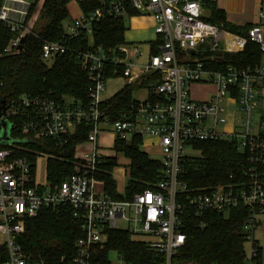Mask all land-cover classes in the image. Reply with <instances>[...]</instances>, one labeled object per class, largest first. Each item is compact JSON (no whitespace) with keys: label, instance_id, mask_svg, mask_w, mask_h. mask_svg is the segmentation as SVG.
I'll return each instance as SVG.
<instances>
[{"label":"built area","instance_id":"1","mask_svg":"<svg viewBox=\"0 0 264 264\" xmlns=\"http://www.w3.org/2000/svg\"><path fill=\"white\" fill-rule=\"evenodd\" d=\"M34 1L2 0L0 24L17 33L4 49L6 56L20 52ZM98 1L101 7L64 24L62 40L42 45L43 60L53 62L68 53L69 41L89 40L90 49L76 50L90 82L87 104L74 99L59 103L50 93L6 99L1 96L4 80L0 75V137L8 126L12 140L23 144L29 140L51 141L62 148L78 127L91 124L87 140L74 149L72 173L56 186L36 179L37 159L52 157L38 153L32 161L15 156L20 145L0 146V233L6 236L8 251V259L2 264H46L32 261L17 238L41 209L61 207L74 211L81 222L82 237L75 243L74 258L62 259L60 264H100L95 258L104 249L108 230L147 238L145 242L164 256L165 264H197L179 260L188 238L186 220L204 230L210 213L228 217L239 208L247 211L240 234L244 245L250 244L249 257L245 256L243 264H264L255 237L259 218L264 215V116L255 123L258 99L264 102V0L260 1V21L248 31V39L204 21L206 4L216 0ZM130 13L151 15L155 21L158 53L152 54L151 49L138 73L135 68L143 56L140 45L94 47L95 28L100 23L120 20ZM247 40L260 47L262 64L252 69L228 64L225 56L242 53ZM154 76L157 79L150 86H154L157 100H151L149 90L146 101H136L124 117L115 120L101 110L111 79L120 78L124 87L142 86ZM196 84L215 86L216 92L208 101L194 100L191 87ZM106 135L114 139V144L130 142L134 137L142 142L156 140L153 145L159 151L162 169L153 189L125 201L97 191V175L110 157L109 150L114 149L100 145ZM219 140L230 142L246 156L248 167L235 177L230 175L226 183L189 189L180 177L185 162L194 157L187 156L185 150L199 153L197 143ZM118 221L125 223L126 230L117 227Z\"/></svg>","mask_w":264,"mask_h":264},{"label":"trees","instance_id":"2","mask_svg":"<svg viewBox=\"0 0 264 264\" xmlns=\"http://www.w3.org/2000/svg\"><path fill=\"white\" fill-rule=\"evenodd\" d=\"M73 1L78 3L84 14L101 7L98 0H35L24 27L27 40L20 52L10 56L3 55V52L9 41L17 37V33L10 32L6 26L0 24V75L4 80L1 91L3 98L50 93L59 103H64L66 98L82 104L89 102L90 82L76 55V50L91 48L88 39L69 41L68 53L55 59L50 67L42 58L44 42L62 40L63 26L70 19L69 5ZM1 5L2 0L0 8ZM208 6L212 16L204 17V21L234 34L239 32L238 29L226 24L223 12L216 9L214 2ZM135 15L130 13V16ZM126 30L124 18L100 23L95 28L94 47L118 48L125 44ZM249 30L246 34L240 35L248 39ZM151 53H158L155 44ZM225 59L236 68L252 69L262 64L263 55L258 45L247 40L242 53L227 55ZM119 71L123 72V69ZM109 78H112L111 75ZM156 79L154 76L142 86L124 87L105 101L101 105V110L108 113L113 120L124 117L136 102L132 98V93L137 88L145 86L151 92V100H157L153 95L154 86H150ZM90 130L91 124L83 123L62 148L55 146L51 141L29 140L20 144L21 149L15 156L28 157L35 161L38 153L49 155L52 158L47 163V181L52 186L59 185L72 173L74 149L87 140ZM141 144L142 140L134 137L130 142L116 141L114 145L115 153L124 155L130 162L128 166L130 180L123 196L117 193V184L112 175L113 169L118 166L117 158H107L97 175L98 181L104 184V192L115 200H131L136 193L153 189L159 182L161 164L144 153ZM196 148L199 157L190 158L185 162L180 177L191 190L226 183L230 175L235 177L238 172L248 167L246 156L226 140L200 142L196 144ZM58 158L63 161H58ZM246 214L244 208L233 210L228 217L210 213L204 230L198 229L194 221L186 220L185 233L188 238L179 260L197 264H243L246 255L240 229L246 221ZM107 235L104 249L97 252L96 262L111 264L109 254L115 252L125 264H165L164 256L150 249L147 242L135 240L128 231L108 230ZM81 237V222L71 208H43L27 226L24 234L17 238V242L32 261L60 264L62 259L74 258L75 243ZM7 259L8 251L6 245L2 244L0 264Z\"/></svg>","mask_w":264,"mask_h":264},{"label":"crops","instance_id":"3","mask_svg":"<svg viewBox=\"0 0 264 264\" xmlns=\"http://www.w3.org/2000/svg\"><path fill=\"white\" fill-rule=\"evenodd\" d=\"M260 1L261 0H216V2H214V3H215L216 9L223 12L224 20H225L226 24L230 25L233 28L238 29V31H239L236 34L230 32V31H227V32H229L233 35H238V36L243 37L240 34H246L247 30H249L252 27H254L255 25H257L260 21L259 20ZM72 3H75L77 8H75V10H73V11H71L69 8V13H70L69 21L77 19L83 15V12L80 9L78 3L76 1L71 2V4ZM209 3H213V2H208L206 4V7L204 9V17H206V18H211V16H212V11H211L210 7L208 6ZM124 23H125V26L127 28V30L125 31V34H124L125 43L138 44L142 47V49L145 50L143 52L144 54H143L141 60H139L138 65L135 68V72L138 73L140 71L139 70L140 66H142L146 63L148 54L151 52L152 46L154 45V42L156 40V35L154 33L155 21L151 15H135V16L125 17ZM111 80H113V79H111ZM120 86L121 87L117 91V93H119L124 88L123 80L121 81ZM205 86H209L212 89V91L203 93L202 95H197V96L195 95V97L192 96V98H195V100H198V101L210 100L216 92V87L212 86V85H205ZM205 86L198 85V84L193 85V87H195L196 89L200 88V87H205ZM107 93H108V90L106 88V92L103 96L104 101L111 99L113 96H115L117 94V93H115L113 95L112 94L107 95ZM191 94H192V92H191ZM148 95H149V91H148ZM230 115H231V111H229V120L231 121L232 115L231 116ZM109 137L111 138V141H112V147H110V148H114V145H115L114 139L111 136H109ZM102 138H101V140H102ZM154 143H156V140H154V139H148L146 141H143L141 144V150L147 154L148 149H152V148L156 149V147L153 145ZM156 151L159 153V151L157 149H156ZM109 154H110L109 158H117L118 166L113 169V171H112V175H113V172L115 171V169H117L119 167V156L116 155L114 149L109 150ZM123 158H125V157H123ZM127 161H128L127 166H129L130 162H129V160H127ZM46 176H47V172H46ZM96 189L99 192H104V184L101 181H98V183L96 185ZM117 193L119 195H122V196L124 195L118 191V188H117ZM261 250H262V259H263V248H262V246H261Z\"/></svg>","mask_w":264,"mask_h":264},{"label":"rangeland","instance_id":"4","mask_svg":"<svg viewBox=\"0 0 264 264\" xmlns=\"http://www.w3.org/2000/svg\"><path fill=\"white\" fill-rule=\"evenodd\" d=\"M69 8L71 11H73L77 7H76L75 3H72V4H70ZM142 51L144 52L145 50L142 49ZM3 55H5L4 52H3ZM47 64L49 67L53 65V63L51 61H49ZM121 81L122 80L120 78L108 81L106 84V88L108 90L107 95H111V94L113 95V94L117 93V91L121 87L120 86ZM192 87H191V90H192L191 95L194 97H195V95L196 96L202 95L203 93L212 91V89L209 86L200 87L197 89L195 87H193V88ZM148 91H149V88L146 86L143 88H137L132 93V98L135 101L144 102L147 100ZM66 99H68V98H66ZM193 99L195 100V98H193ZM236 111L238 112V116H239V114H240L239 110H236ZM262 116H264V102L260 97L258 99V108H257L256 116H255V123H257L259 121V118ZM108 129L110 130L111 128H108ZM220 129H222V128L220 127ZM100 145L103 146L104 148L112 147L111 138L108 135L104 136L102 138V140L100 141ZM147 154L149 155L150 158H152L154 160H160L161 159L160 154L154 148L148 149ZM185 154L187 156H191V157H199V155H200L198 152H195L191 149H186ZM116 155L119 156V167L117 169H115V171L113 172V177L117 183L118 191L121 194H125L128 182L130 180V174H129V170H128V166H127L128 165V161H127L128 159L124 155H121V154H116ZM123 157H125V158H123ZM47 163H48V158H46V157H40L37 159V162H36V172H37L36 179H37L38 183H44L47 181V176H46ZM259 220H260V223L256 229L255 237L258 240V242L260 243V246H262V248H263V261H264V215L260 216ZM117 227L119 229L126 230L127 226L125 225L124 222L118 221ZM133 238L135 240H138V241H146L147 240V238L142 237V236L141 237H133ZM6 241H7L6 236L0 233V245L5 244ZM244 249H245V255L248 258L249 254H250V244L246 243L244 245ZM109 260H110L111 264H124V262L120 259V257L115 252H112L109 254Z\"/></svg>","mask_w":264,"mask_h":264},{"label":"water","instance_id":"5","mask_svg":"<svg viewBox=\"0 0 264 264\" xmlns=\"http://www.w3.org/2000/svg\"><path fill=\"white\" fill-rule=\"evenodd\" d=\"M26 40H27V36L22 38L19 50H22L23 45L25 44ZM0 115H2L1 111H0ZM20 144H23V142L19 141V140H12L10 138V129H9V127L8 126H4V129L2 130V134H1V137H0V146L8 147L10 145H20Z\"/></svg>","mask_w":264,"mask_h":264}]
</instances>
